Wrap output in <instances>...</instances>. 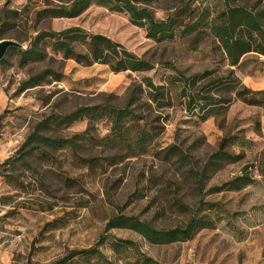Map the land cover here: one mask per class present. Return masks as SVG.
Listing matches in <instances>:
<instances>
[{
  "label": "rangeland",
  "instance_id": "1",
  "mask_svg": "<svg viewBox=\"0 0 264 264\" xmlns=\"http://www.w3.org/2000/svg\"><path fill=\"white\" fill-rule=\"evenodd\" d=\"M70 1L0 0V38H16L25 45L39 31L76 26L109 37L152 67L113 72L105 64L85 66L50 52L42 61L20 66L17 55L7 49L0 59V163L43 116L103 102L123 105L129 88L136 84L143 94L135 109L153 137L145 152L125 156L123 151L96 144L95 138L108 131L107 121L101 120L88 129L95 138L79 141L81 156L96 157L91 166L79 167L75 157L56 152L50 164L35 162L40 179L18 166L8 171L10 184L4 181L6 171L0 166V264H46L71 249L93 244L110 256L107 239L111 236L135 241L143 253L162 264H264V107L244 104L223 88L230 80L236 87L264 89L263 58L249 53L238 65L228 66L210 36L196 48H190L191 36L157 42L147 38L124 12L96 5L75 17L34 21L37 9ZM181 1L190 0H132L156 18H163ZM193 5L212 14L222 7V0H194ZM43 69L57 71L58 80L47 78L14 92L21 81ZM204 71L208 74L191 84ZM210 79L218 84L211 85ZM147 80L160 87L162 98H147ZM222 99L229 101L218 102ZM87 125L85 119L76 120L58 134H78ZM226 135L234 136L230 149L241 158L203 179L199 191L193 181L181 183L182 171L199 169ZM169 146L185 159L167 155ZM110 156H115L113 163L107 159ZM62 173L75 177V182L64 185ZM240 174L252 181L238 190L207 191ZM173 195L190 206L198 199L217 203L214 224L189 240L163 245L149 244L129 229H105L107 219L117 213L136 215L158 227L181 225L187 215L167 207L165 200Z\"/></svg>",
  "mask_w": 264,
  "mask_h": 264
},
{
  "label": "trees",
  "instance_id": "2",
  "mask_svg": "<svg viewBox=\"0 0 264 264\" xmlns=\"http://www.w3.org/2000/svg\"><path fill=\"white\" fill-rule=\"evenodd\" d=\"M193 1H181L163 18H156L148 8L137 5L132 0H71L66 5L43 6L34 11L33 19L40 21L62 17L71 18L80 14L87 7L96 5L110 11L124 12L132 24L141 27L145 36L154 41H170L176 35L191 36L190 40L193 41L189 42L193 45L190 48H196L195 44H198L205 36H210L212 44L220 51V55L226 60L228 66L238 65L240 58L249 53L262 57L260 63L264 64V0H222V7L213 11L212 14L204 7L192 6ZM15 40L17 39L15 38ZM8 51L17 55L20 66L42 61L50 52L59 55L61 59H72L85 66L92 63L105 64L113 72H141L152 67L148 60L137 56L109 37L99 33H88L76 26L57 31H39L33 36L26 49L9 47ZM0 62L2 61L0 60ZM163 64L178 73L171 64L166 62ZM207 74L204 71L201 75L194 76L191 84L198 77ZM47 78L58 80L59 73L52 69H43L21 81L14 92L19 93L23 89L38 85L47 81ZM210 84L216 85L218 81H211ZM145 86L148 88L146 96L149 100L156 101L158 97L162 98L159 86L153 85L149 80L145 82ZM223 86L240 102L264 107V89H251L243 84L236 87L230 80H227ZM142 94L141 85L136 84L129 88L123 105L117 106L103 102L76 107L63 114L51 113L38 119L12 155L0 163V166L6 171L5 174H2L4 181L10 184V181L6 179L9 177L8 171L14 170L18 166L30 170L40 179L41 173L35 169V162L41 161L50 164L56 160L55 153L61 151L67 152L70 157H75L80 162L79 167L91 166L96 157L81 156L79 141H90L95 138L88 132V129L93 128V125L101 120L107 121L108 131L99 139L95 138L97 145L123 151L125 156H135L145 152L153 135L145 127L142 114L135 109ZM204 99H208V97ZM228 101L229 99H222L218 102ZM218 102L213 103L215 106H222L218 105ZM82 119H85L88 125L81 133L68 137L58 134L72 122ZM233 139V135L220 137L214 150L207 156L199 169L191 167L182 171L181 183L186 180L193 181L194 188L199 191L203 179L219 170L224 164L240 159V153H234L230 149ZM165 151L169 156L176 155L178 161L185 159V155L181 154V151L179 153L173 151L172 146H169ZM107 159L113 163L115 156H110ZM60 175L64 185L75 182V177H70L65 173ZM251 181L252 179L247 175L240 174L217 186L210 187L207 191L214 193L238 190ZM13 186L18 187L17 185ZM165 188L166 186L162 190ZM165 200L167 207L175 208L180 213L187 215L181 225L158 227L151 221L140 219L136 215L117 213L107 219L105 229H129L140 235L149 244L163 245L191 239L200 229L211 227L218 216L219 205L217 203L198 199L194 206H190L176 195ZM107 244L111 252L110 256L103 253L97 244H93L79 249H71L46 264H162L143 253L133 240L111 236L107 239ZM11 264L39 263L26 261Z\"/></svg>",
  "mask_w": 264,
  "mask_h": 264
},
{
  "label": "water",
  "instance_id": "3",
  "mask_svg": "<svg viewBox=\"0 0 264 264\" xmlns=\"http://www.w3.org/2000/svg\"><path fill=\"white\" fill-rule=\"evenodd\" d=\"M33 36L31 35V37L29 38V40L27 41V43L25 45H22L20 42L13 40V39H3L0 38V59H2L5 51L9 48V47H14L16 49H26L29 44L32 41Z\"/></svg>",
  "mask_w": 264,
  "mask_h": 264
}]
</instances>
